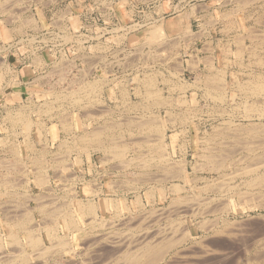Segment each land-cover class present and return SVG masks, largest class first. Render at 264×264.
Returning <instances> with one entry per match:
<instances>
[{"label":"rangeland","instance_id":"1","mask_svg":"<svg viewBox=\"0 0 264 264\" xmlns=\"http://www.w3.org/2000/svg\"><path fill=\"white\" fill-rule=\"evenodd\" d=\"M1 1L2 2H1V7H0V18H1L0 19V30H4V29L10 30V33H8L7 35L10 34L13 36V37L9 36L8 38H6L7 37V36L5 37L6 32L5 33L3 32L4 34L2 33L4 35V37L0 36V78L2 80V81H0V83H1L0 88L1 89L3 88L5 90V88H6V90H10V89L13 90V89H23V88H27V87L31 88V89H38L39 87L46 86V87H62L64 92H68V90H65V88H67L69 90L73 89V87L76 84L75 81H76L77 76L81 75L79 77H86L87 74H90V72H94L95 76H97V75L102 76L103 75L107 78H111V80H114V79L119 80V77H120L124 83L125 82L127 83L126 88L129 91H133L132 94H134L135 87H137V80H136L134 73H136L138 77H140V76L142 77V74H144L142 72H146V70H147V72L148 71L151 72L152 70H156V68H157V70H159L161 72L160 74H158L159 76H161L163 74V76L165 75V76H168L170 78H173L172 75L175 74V76H174L175 80L179 76V79H182L183 81L187 82L188 84L190 83L188 85L189 88L187 87V89H185L186 98L187 99L189 98L187 103L190 105L189 107H191V106H192V108L195 106L197 107V108L195 107L197 110L195 108H193V110L194 111L196 110V112H194L192 110L193 111V113H192V111H190L191 117L193 119L192 120L193 122H195L196 124H198V123L201 124L199 126H193L194 125L193 123L188 124V127H187L188 133H186V137H184L183 133L179 132V134L175 138L171 132V129L169 127L166 129L167 133L169 134V135H167L168 136L167 145L170 148V149H168L167 146H166L167 148L165 147L166 154H168L167 157H168L170 162H174V161L177 162V160L182 161L181 159H183V157H184L185 160L184 159L183 160L184 161L187 160L186 161L187 163L185 162V166H186L185 169L187 171L186 172L187 176L193 175V173H194L192 170L193 166H195V167L201 166L203 160L201 158L200 153L202 154L204 149H205L204 139L206 138V136H208V135L210 136L212 133L215 132V130L214 129L212 130V128H214L215 126H217L219 124L221 127H224L225 124L227 125V122L223 123V121H221V120L227 121L228 119H232L233 122H235V123L237 122L236 125H235V123H233L235 126H237L238 122L239 123H242V122L246 123L247 120H251V121H254L256 124H258V123H259V125L261 124L260 126H264V124L262 125V123L264 122V117H262V116L256 117L255 116V115L258 116V114L255 111L256 108L254 106H251V104H246V102H244L245 104L242 103L243 101H246V100L248 102H252V100H254V98L253 97L250 98V96H248L249 99H248V97H246V99H245V96H246V95H244L245 93H243L242 91L241 92L243 94L240 91L238 92V90H240V89L237 88L236 85L234 84V83L246 82L247 79H249L250 77L253 78V77H255V75L257 76L258 75L257 73H261L264 76V74H263L264 63H262L263 65L261 63H259L260 65L256 66V63H258V62L253 63L255 57L252 59L251 57L253 55H251L249 53L250 49L253 47L252 46V42H254L253 40H259L261 37H264L263 36L264 35V22L262 23V20H264V18H263L264 16H262V15H264V12H263L264 11V0H252V2L249 0L251 3L248 1V4L246 5V7L242 10H239V11L235 10V7L237 6V3H236L237 0H6V1L1 0ZM5 2H6V4H5ZM2 4H3V7L6 10V12L4 9L1 10ZM230 8H231V10H230ZM228 9L230 10L229 11L230 14H228ZM248 9H249V11H248ZM245 12H247V13H245ZM260 12H261V16L259 15ZM225 13H226V15L228 14L229 16L230 15L231 16L228 18V16H226ZM28 16H30L31 18ZM257 16H260L261 18L260 17L257 18ZM24 18H26V19L30 18L31 22H33L35 20H36V22H34V24H31L32 27L30 25H27L29 27H27V26L23 27V30L21 31L22 33L20 32V34L17 31L15 32V30L13 31V28L16 29L17 26L20 25V21L22 19L24 20ZM225 18H227V19H225ZM258 19H260L261 22ZM158 21L161 22V25ZM256 21H258V23ZM153 22H155V23H153ZM226 22L227 23L229 22V23L227 24ZM35 24L37 26H35ZM156 24L157 25L159 24L160 27L162 28V31L164 32L163 33L160 30L164 36L162 38L160 37L159 39H157V41L158 40L160 41V42L158 41L160 45L158 44V42L155 39L154 40L157 42V44L155 41L153 43V42H151L152 40L151 41L149 40V39H151V38H149V35L151 33L150 30H151V28H154V27H152V25L157 26ZM229 24H230V27H229V29H227ZM170 25L172 28L170 27ZM224 28H225V30H224ZM230 28H232V29H230ZM234 29H236V30H234ZM62 30H66V31H62ZM67 30L69 31V35H71L72 38L66 40L64 37V40H63V37H62L63 33L65 35L68 34ZM224 31H226V32H224ZM256 34H257V36H256ZM60 35L62 38L60 37ZM198 35H200V36H198ZM250 35H253L254 38H253V36H250ZM237 36H238V38L239 37L241 38V36H242V38L239 40L242 41L241 43L244 45V46L242 45L243 54L241 56V61L239 60V58L236 54L238 51L237 50L238 42L236 40ZM232 37H233V39H232ZM234 37H236V38H234ZM249 37L253 38V40L251 42H250L251 39ZM257 37H259V38H257ZM29 38L30 39L33 38L32 41H30ZM77 39L79 42L74 41ZM162 39L165 42H162L161 41ZM56 45H57V47H56ZM77 45H80V46L78 47ZM158 45L161 47L159 48ZM226 45H228V46H226ZM175 46H176V48H175ZM205 46H207V47H205ZM235 46H236V48H235ZM263 46L264 45H262L260 47V50L258 49L257 51L261 52V49L262 48L264 49ZM248 47H251V48H248ZM246 48H247V51H245ZM160 49H163V50L160 51ZM235 49H236V52H235ZM140 50H141V52H140ZM150 50H151V52H149ZM216 50H217V55L215 53ZM35 51H37V52H35ZM154 52L156 53V55ZM36 53L39 55H37ZM148 53H151V54L154 53L155 56H152V59H151V56ZM233 53L235 56H233ZM143 54H145V55H143ZM195 54L198 56V58L201 57L200 59H202V61L198 59L200 62L198 63L197 67H194V66L192 67V66H190L192 64H189L188 62L190 59L193 61V55H194V60H197V57H195L196 56ZM247 54L251 55L250 58H248ZM204 55L207 57H205ZM256 55H257V53H256ZM32 56H34L35 58L38 56L40 58H43V62H41L42 64L35 63V61H34L35 59ZM60 56H62V57H60ZM97 56L98 57L101 56V57L98 58ZM135 56H136V58H135ZM210 56H213V57L210 58ZM157 57L158 58L160 57V58L158 59ZM208 58H210L209 61H205V60H208ZM57 59H59L60 63L62 62L61 65L62 64L64 65V72L66 70H68L69 72L66 71L65 72L66 74H63L64 72L62 74H59L58 72L55 73V71H57V67H55V66L59 65V62H57ZM143 59H145V60L147 59L146 62ZM187 59H188V61H187ZM31 60L33 61V63ZM236 60H238V61H236ZM54 61H56V62H54ZM157 61H159V62L157 63ZM210 61H212V64L214 63L213 66H215L217 68L221 67V69H226L225 71L227 72L226 78L224 79V84L226 83L225 84L226 87H224V89L226 90V96H225L224 100L222 101L223 103L217 102L214 99H210L211 97L209 98L208 96L205 98L204 91H203L204 88L201 85V80L198 79V78L201 79L202 77L204 78L205 75H203V74H205V73H206V75L210 74V70L208 67L211 63ZM227 61H229V63ZM248 61L249 62L251 61V64H246V63H249ZM53 62L55 64L56 63L57 64L55 65ZM185 62H187V63L185 64ZM204 62H206V63L210 62V63H208L209 64L208 65ZM224 62L226 63V66H225ZM237 63H239V65L244 63L242 66H240L241 69L239 68V65L236 66ZM34 65L35 66L38 65V66L35 67ZM72 65L73 66L75 65V66L73 67ZM170 65L171 66L174 65L173 66L174 68L169 67ZM177 65L178 66L180 65V66L178 67ZM162 66H163V68H161ZM181 66H182V68H180ZM206 66L208 67V70H205V69H207ZM248 66H250L251 68ZM31 67L33 68L32 70H30ZM177 67H178V69H177ZM191 67H192V69H191ZM245 67H247V68L244 69ZM66 68H68V69H66ZM193 68H194V70H193ZM52 69H54V70H52ZM164 69H167V70H164ZM173 69H175V70H173ZM179 69H180V71L176 72ZM251 69H252V71H251ZM168 70H169V72H168ZM50 71H52L53 73ZM172 71H173V73H172ZM197 71L198 72L200 71V72L197 73ZM201 71H203V72H201ZM205 71H208L209 74H208V72H205ZM246 71H247V73H246ZM83 73H84V75H83ZM201 73H203V74H201ZM198 74H199V77H198ZM234 74H236V76H237L236 79L239 80L238 82H235L236 80L234 79V77H235ZM246 74H248V75H246ZM55 75L58 78H55L54 77ZM61 75H64L65 77L61 76ZM60 76L64 79L65 78L66 79L63 81V79L60 78ZM248 76H249V78H248ZM196 78L200 82L197 83ZM9 79H13V80H9ZM244 79H246V81ZM177 81H178V79H177ZM162 82H160V86H161V88H163V92L164 93L169 92L170 90H167L166 82H163V83ZM192 82H194V83H192ZM69 84H71V86ZM191 84H193V85H191ZM53 85H55V86H53ZM190 85L192 86L191 89H190ZM194 85H196L197 87H195ZM199 86H200V89H199ZM232 87H235L236 89L232 88ZM175 91H174V94H175L174 96H175V106L176 107L175 106L174 107L176 108V112H174V113H180L178 111V108L179 109L182 108L181 107L182 103L179 99L180 98L182 99L183 95L178 93V90H175ZM170 92H169V94H170ZM136 97L138 100L139 97L137 95H136ZM255 99H257V98H255ZM258 99L261 100L262 98L260 99V97H259ZM25 100L26 99H24L22 101L23 105H26L29 102H34V101H25ZM214 101L216 102L215 104H214ZM239 101H241L240 102L241 104L238 103ZM34 103H35V105L36 104L40 105L43 102H39V99H38V101L34 102ZM216 104L218 106H216ZM233 104L234 105L237 104L238 106L237 105L233 106ZM178 105H180V106L178 107ZM244 105L247 106L248 112L244 111ZM228 107H229V109H228ZM215 108H217V109L223 108L225 110L224 111L222 110V113L223 112H225V113L220 114L216 111V113L218 114L217 115L215 113V110H214ZM234 108H235V110H234ZM155 109H159V110L155 111ZM161 109H163L162 106L159 107V106L154 105L155 114L159 115L160 119L163 121V120H166V118L168 117V114H166V112L164 110H161ZM210 110H212V112ZM226 111L229 113L228 115H227ZM210 112H211V114H210ZM234 113H236V114H234ZM237 113H238V115H237ZM67 114H68V116L70 115L69 117L72 116V112L69 109L67 111H64L63 113H61V116L64 115V117H65V116H67ZM208 114H210V115H208ZM128 115L129 114H127V117H128ZM214 115H216L217 117H215ZM249 115H250V117H249ZM211 116H213V117H211ZM230 116H232V117H230ZM245 116H247L248 119H247V117L245 119ZM234 117H235V119H234ZM29 118H31L33 121H36V122H40V121L42 122V120H43L44 124H46L47 126L53 120V119H49L50 117L45 118L44 115L40 116V113L33 112V111L29 113ZM49 120H51V121H49ZM0 121L2 122V124L0 125V128H1L0 129V172L5 173L6 171L3 170L4 167L2 166V164L4 165L6 163H9L10 160L9 161L3 160L2 157L6 156L8 154L6 152V150H7L9 145H13L12 143H15V142L17 143L18 138H19V141H21L22 138H21V134L16 135V134L12 133V129H11L12 123L9 122V120L6 119L5 116L4 117L0 116ZM212 122H213V124H212ZM215 122H217V123H215ZM5 123H6V125H5ZM177 123H178V121L176 122L175 125H177ZM20 126L22 127L23 125H20ZM220 126L215 127V129L220 128ZM6 127H7V129H6ZM2 128H4V129H2ZM10 129H11V131H10ZM18 129H19V131L21 130L20 127ZM34 129H35V127H31V129L29 131H30V134H31L33 140L35 141V144L37 145V147L38 148H41V147L46 148L45 144H47V146L49 147V148L47 147V150L49 152V153H46V155L48 156L47 158H50L51 155L56 156V152L53 153V151H55L54 150L55 145L49 143V141L51 140V136L49 135V136L43 137L44 139L46 138L45 140L43 138L39 139L38 135H36L37 133L35 134L36 131ZM179 129H182V128H179ZM80 130H83V128H80ZM203 130H205V131H203ZM135 134L136 133L134 132V134L132 136L136 137L137 135H135ZM128 135H129V133H128ZM128 135H127V137H128ZM154 135H156V137ZM154 135H151L152 136L151 140H152V138H153V140H157L156 138L158 137L159 134L156 133ZM3 136H5L7 138H4ZM1 137H3L4 139H2ZM127 137L122 138L123 140L121 139V141L127 142V140H128ZM185 138H186V140H185ZM201 139L203 141H201ZM228 140L230 142V139H227V141ZM2 141L4 144H2ZM9 141H11V143ZM181 141H183V142H181ZM186 141H187V143H186ZM8 143H9V145H8ZM42 145H45V146H42ZM180 145L183 146L184 149H183V147L181 148ZM6 146H7V148H5ZM230 146L232 149H235V147H236V146L232 147V145H230ZM134 147L135 146L132 145V147L130 149H128V150H130V152L127 151L128 152L127 157H129V156L130 157H136L135 156L136 152L134 153V150L132 152V149H135ZM239 147L237 146L236 149L233 150V151H235V153L232 152V154H234L233 155L234 159L237 158V160H238L237 156H239V155L241 156L242 153H244L245 156L247 155V151H243L242 147L241 146H239ZM143 150L147 151L146 147ZM197 154L199 155V157L196 156ZM90 155L91 154H89V157H90ZM169 155H170V157H169ZM244 155H242L241 157L239 156L240 159L241 158L243 159V160H241V162H243V163H244V157H245ZM145 156L146 157L148 156L147 153H146V155L143 154V158L147 159ZM198 158H200V159H198ZM197 159H198V161H197ZM17 160H18V162L15 160V162H17L15 165V168H16L15 172L12 171L13 174L10 173L11 175L9 176L10 179L11 180L13 179L15 181V183L17 184V186L14 187V188H16V189H14V190H16V193H14L16 196L14 194H13V196L12 195L9 196V194L7 196L6 193H5V195L4 194L1 195V197H0V203H1L0 204L1 205L0 206V213L2 215L0 214V220H1L2 216H4V214H5L4 212H6L8 209H11L10 207H6V205L10 204V203L8 204V202H11V204H14V203L15 204L18 203L17 205L20 204V207L16 210L17 211L16 213H18V214H19V212L21 213L25 207H27V208L32 207L35 203L32 200L30 201V199L26 200L28 195L24 194L25 193L24 188L26 186H25V184L23 185L24 181L26 180V174H25L26 171H24L23 169L26 167L30 168V169L31 168L34 169L36 167V165H33V166L30 165V163H28V160H27V162L26 161L23 162L22 159L21 160L17 159ZM60 160L58 163L60 165L55 166L57 168L56 170H55V168L53 169V167H51L49 165L50 161L47 160V162H46V166L48 167L46 169L47 170L46 173L48 174L49 179H50L49 187L43 186L42 188L41 187L39 188L38 186L31 183V186H30L31 192L30 191L28 192L29 194L37 195L36 192L39 194V191L41 189L42 196L40 197V199H42V197H43L42 200L45 202V204H47L45 207L46 212H47V209H49V210L51 208L55 209L57 206L68 204L69 203L68 201H70L68 199L69 196L75 195V193L77 192L75 190L76 187H78V194L76 193V195H78L79 198H86V197H92L93 196V195H91V194H93V192H92V190H90L91 184H92V181H90V178H91L90 175H92V172L90 171V169H88V170L84 169L81 167V163L80 164L77 163L80 166L78 167V172H76V171H74V169L71 168V161L70 160H63V161H65V162H63L64 165L66 164L65 167L66 168L68 167L67 169L64 167L63 163H61L62 160L61 161ZM11 161L14 163L13 160H11ZM57 161H58V159H57ZM194 161H196L197 163ZM238 161L237 162L235 161L236 162L235 164H238V165H236V167L238 166L237 168H239V166L241 164H243L240 161L238 163ZM21 162H23V163L26 162V163L22 164V165H24V166H22V165H20ZM137 162H138V160H137ZM152 162L154 163L155 161H153V159H152ZM55 163H56V160H55ZM61 165H63L62 170H61ZM122 167H123L122 169L125 170V178H127V179L132 178L131 174L128 173V169L127 168L124 169L123 165H122ZM236 167H233L232 169L230 168L227 170L228 173L229 172L231 173V176H234V179L232 177L228 178L230 173L227 177L226 176L225 177H219V174L217 172L215 173V172L208 171V170H198V172H197L198 177L201 176V177L209 178V180L213 178L211 181H209V183L211 184L210 185L211 187H208V189L206 190L209 192L205 191V193H203L204 198H205V196H207V198H205V199L203 198V200H205L204 202L210 200L211 199L210 197L213 196L214 198H212V200H214V199H216V201L219 200L215 203L216 206L217 205L219 206V208H221L220 207L221 205L223 206L222 203H224L226 200H227L226 203H230L231 205H235L234 203H240V204L242 203L241 201H238L239 200L238 194L236 195L233 192L229 191V189H228L229 185H230V187L237 185L239 187L240 191L242 189H243L242 192L244 191L243 185H245L244 181L246 179L245 178L246 175H245V177H243L244 175L240 176L241 174L238 175L239 173H237V172L240 170H238V169L235 170L234 168H236ZM156 168H158V169H156ZM231 170H232V172H231ZM147 171L153 173L151 175V177L149 176V178H151V179H153V175L158 176L157 179H153V180H156V182L151 180L149 185H147V186L152 187V186H155L158 184H162V182H163V184H166L168 187V188H166L167 192L165 191L166 194H164V192L162 194L159 190H155L154 197L151 199L145 195V191H146L145 186H140L138 184H134V185L130 186L129 184L126 185V183L124 182V184L126 185L125 187L127 188L126 190H129L128 192L126 191V194H127V197H126L127 202L126 203H127V205H129L127 211H126L127 207H123L124 205H123L122 199H120L117 202L118 203L117 205L119 206V210L121 211V215H119L118 217L114 216V215L112 216V213H110V212L114 211L113 207L108 206L104 213H103V210L100 209L98 217H99L100 221H103V222H100V224H102V223L103 224L102 225L98 224L95 227V229H92V231L90 230V232H89L90 236L87 234V236H85L84 238H82L80 240H76L75 238L72 239L73 250H71V251L75 252V253L72 254V252L70 253V252H68L69 250L68 251L66 250V252H64V251L61 252L62 255L61 254L58 255L59 253H53L50 255L48 254V256H46V257L45 256H43L42 258L38 257V259L33 255L32 257L34 258V260H33V258H32V260H33L34 264L35 263L36 264H82V263L83 264L84 263H86V264H91V263L92 264H101V262H104V264H106L109 261L110 262L108 264H115L116 261H114V260H117V262H119L118 264H121V263H123V261H121V259H120V261H118V259H119V256L121 255L122 251L124 250L122 247V243L120 244L121 247H119L120 245L115 247L111 244L112 241L120 240V242H122L124 240V238H126L127 236H130L132 234V233L127 234L128 231L133 232L136 235L139 233L138 235L140 236V234L142 233L141 231H143V230H144V232H146L149 229L150 232L148 234H150L151 232L154 233L155 232L154 230H156L155 227L156 226L159 227V225H157V224L162 223V224H160V226H162V225L165 227H166V225L168 226V224H169L168 220L169 219L166 217L168 215L167 212L170 213L169 212L170 206L168 205V203L170 202V199L172 196V195H169V193H170L169 192V185L172 182H174V183L179 182L180 184H185V183L180 181V179H174L173 178L174 181H172L173 179H169V177H168V179L167 178H160L163 176V174H161V172H162L161 170L159 171V167H155V168L150 167L149 169H147ZM155 172H158V173H155ZM66 174H67V176H66ZM93 174H96V177H98V179H100L102 181L100 184H103V183L108 184V182H110V179H112V181L114 179V178H111L113 174L110 175L111 177L110 176L108 177V175H106L105 171H103V167H101L99 165H97V171H95V173H93ZM127 174H129V175H127ZM159 174H161V176ZM60 175H61V177H60ZM74 175H76L77 177ZM216 175H218L219 179L222 178L221 179L222 183L219 181V179L216 178L217 177ZM239 176H240V178H239ZM2 177H5V176L2 175ZM71 177H73V179ZM15 178H16V180H15ZM77 178H79V179H77ZM154 178H156V177H154ZM158 178H160L161 180H159ZM0 179H1V175H0ZM163 179H165L166 181ZM200 179L201 178H199V180ZM229 179H233V180H230L231 181L230 182ZM77 180H79V181H77ZM223 180L226 181L225 185L223 184L224 183ZM242 180H244V181H242ZM202 181L204 182L203 179L200 181H198V179H197L196 180L197 187L196 188L194 187L191 189H190L191 184L187 183L186 184L187 186L185 185L187 189H185L186 191H185V193H182V195L186 194V195H189V197H191L195 194V192H199L198 188L203 186L205 183V182L203 183ZM76 182H78V185H76ZM85 182H86V184H85ZM114 182H111V185H115L116 180ZM151 184H153V185H151ZM109 186H110V184H109ZM138 186H140V187L138 188ZM129 187H131V189ZM219 187H221L223 189H221V188L219 189ZM226 187H227V190H226ZM133 188L138 189L139 192L135 189L134 190L138 194L141 195L142 203L144 205V206L142 205L143 207L139 206L136 199L133 198V195L135 197V194H136L135 191L134 192L132 191ZM213 188H214V190H213ZM44 189H46V190H44ZM86 189H87V191H90V192L86 193L85 192ZM224 189L226 191H224ZM11 190L13 191V189H11ZM18 191H19L20 195H19ZM20 191L22 192V195H21ZM23 191H24V193H23ZM48 191H49V193H48ZM73 192H75V193H73ZM252 192L253 191H251L249 193L246 192V193H248L249 196H255L256 193L253 192L254 193L253 194ZM246 193H243V195ZM48 194L49 195L51 194V195L49 196ZM190 194H193V195L190 196ZM219 194H220V196L223 197V199L225 197V201H223V199L219 197ZM227 194H229V195H227ZM110 195L113 196L112 192L108 191L104 195L100 196V198L103 199L104 197H110ZM232 195H233V198H232ZM5 196H7L8 198ZM256 196H258V195H256ZM9 197H11V198H9ZM14 197L15 198L19 197V198L13 199ZM4 199H6V200H4ZM7 199H9V200H7ZM11 199H13V200L11 201ZM110 199H114V198H110ZM220 199H222V200H220ZM152 200H153V203H152ZM39 201H41V200H39ZM43 201H41V202L43 203ZM209 202H210L209 203L210 205L215 206V204H214L215 200L214 201L210 200ZM211 202H213V203L211 204ZM220 202H222V203L220 204ZM251 202L256 203L255 200H251L248 203H251ZM24 205H25V207H24ZM2 207H3V210H2ZM162 207H163V209H162ZM240 207L242 209L240 210L241 212L239 211L240 214H238L239 218L237 219V223L233 224L234 227L231 226L232 225L231 224L227 229V230H229V229L233 228L235 232L233 230H229V231H231V233L232 234L234 233V234L233 235L230 234V237L228 236V234L227 235L226 234H220V236L215 235V237L214 236L213 237L208 236L209 238L207 237L206 239L203 240V242H205L204 244L206 245L207 249H210V252L211 251H213V252L209 253L210 255L208 254V255H205L203 257H201V256H197V258L194 257L193 260L191 261L192 264H196V263L197 264H199V263L200 264H206V263L207 264H211V263L212 264H222V263L223 264H239V263L247 264V259H248L247 257L249 256V253L247 251V246H249L250 240L254 236V233H256L255 232L256 229L260 226L261 223H264L263 222L264 220H260L256 217L258 216L257 214L264 213V210L260 211V210H258V208H253L255 210L250 211L249 208L243 209L242 206H240ZM160 208H161V210H160ZM150 209H154V210H150ZM151 211H153V212H151ZM157 211H159L160 213H157ZM163 211H165V212L167 211V212L165 213ZM243 211H245V212H243ZM139 212H142V213L140 214ZM149 213H152V214H149ZM155 213H157L156 214L157 216L155 215ZM147 214H149L150 216ZM145 216H146L147 220H145V218H144ZM160 216H162V217H160ZM249 216H250L249 219H251V220L248 219ZM252 216H254V217H252ZM141 217L145 221L144 225H146L147 222L150 223V224L147 223V225H148V226L146 225L147 227L143 225L144 222H141L142 225L139 224L140 223L139 220L141 219ZM157 217H159V219L160 218L161 219L159 220ZM148 218L150 220H152L153 222L150 221ZM164 218H166V219H164ZM244 218H246V219H244ZM143 219L140 221H143ZM44 220L48 221L49 218H47V216L45 214L44 215L38 214L35 211V212H33V221L34 222L31 221V226H33L34 224L37 225V223L42 225ZM130 220L132 222L133 221H135V222L132 223V222H130ZM122 221L123 222L127 221L124 224L125 225L128 224L127 226H129V227L127 228V226H125ZM32 222H33V225H32ZM128 222L132 223L131 227L134 230H131L130 223H128ZM214 222L212 221L210 223H214ZM245 222H247V223H245ZM111 224H113V225H111ZM138 224L140 225V227L142 226L143 228H139ZM258 224H259V226H258ZM36 225H34V227ZM117 225H119V226H117ZM37 226L35 228H37ZM100 226H102V227H100ZM137 227L140 230L135 231L137 229ZM145 228L147 229L146 231H145ZM253 228L254 229L256 228V229L254 230ZM240 229H241V231H240ZM120 230L121 231L125 230L124 232H126V233L123 232L124 233L123 234ZM41 231H42V234L44 237V239L42 238L44 243L46 245H49L50 242H52V241L48 242L49 240H47L45 238L44 230L41 229ZM60 232L62 235L63 232L62 231H60ZM144 232L141 235H143ZM236 232H237V236L235 237ZM243 232H244V234H243ZM252 232H253V234H252ZM198 233L201 234V231L199 230ZM135 234H134V236L133 235L132 236L133 237H139L138 235L136 236ZM120 235H122L123 238H121L122 236H120ZM117 236H118V238L120 237L121 239L120 238L118 239ZM239 236H241V237H239ZM108 240H112V241L110 242ZM244 241H245V243L243 245ZM88 243H90V244H88ZM107 244H109V245H107ZM110 244L112 245L111 248L112 247H113V249L115 248L114 250L109 247ZM80 245H82L84 247H82ZM193 246H192V249L194 248L193 249L194 251H200L201 250V252H202L203 249L201 246H199L198 243L194 244ZM107 247H109V248H107ZM245 247H246V249H245ZM116 248H117V250H116ZM106 249H108V250H106ZM242 249H244V252L242 251ZM240 250L242 251L241 253L239 252ZM107 251H108V254H107ZM115 251L116 252L118 251L117 253L118 254L120 253V254L118 255L117 253H115ZM222 251H224L225 253ZM30 252H33V251L30 249ZM100 252L102 255L100 254ZM56 254L59 257L56 256ZM96 254H98V255H96ZM112 254L115 256L114 257L115 259L113 258ZM115 254H117V255H115ZM239 254H241V255H239ZM110 255H111V257H110ZM116 256H118V257H116ZM239 256H241V257L239 258ZM109 257H110V259H109ZM112 258H113V260H112ZM116 258H118V259H116ZM102 259H103V261H102ZM107 259H108V261H106ZM242 259H244V260L246 259L245 260L246 262ZM97 260H98V262H97ZM240 261H242L243 263ZM123 264H125V263H123Z\"/></svg>","mask_w":264,"mask_h":264},{"label":"bare ground","instance_id":"2","mask_svg":"<svg viewBox=\"0 0 264 264\" xmlns=\"http://www.w3.org/2000/svg\"><path fill=\"white\" fill-rule=\"evenodd\" d=\"M6 1V0H4ZM248 1L249 0H237V6L235 7V10L239 11V10H242L246 7V5L248 4ZM252 2V0H250ZM249 1V2H250ZM1 0H0V7H1ZM104 2V1H103ZM250 2V3H251ZM12 3V2H11ZM6 4V2H5ZM110 4V3H109ZM225 4V3H224ZM202 6V5H201ZM256 6V5H255ZM204 8V7H203ZM234 8V7H233ZM4 7H3V4H2V8L1 10H3ZM12 9V8H11ZM5 10V9H4ZM19 10V9H18ZM22 10V9H21ZM231 10V8H230ZM228 9V14L229 11ZM249 11V9H248ZM6 12V10H5ZM4 12V13H5ZM23 12V11H22ZM64 12V11H63ZM264 12V11H263ZM232 13V12H231ZM247 13V12H245ZM21 14V13H20ZM225 15L228 16V18L231 16L229 15ZM259 14V13H258ZM261 16V12L259 14ZM260 16H257V18H259ZM264 16V15H262ZM8 17V16H7ZM30 17V16H28ZM224 17V16H223ZM248 17V16H247ZM246 17V18H247ZM19 18V17H18ZM31 18V17H30ZM28 18H24V20L22 19L20 21V25L17 26L16 29L13 28V31L15 30V32H20L23 30V27H26L27 25H30L32 27L31 24H34L35 21L31 22V19ZM249 18V17H248ZM247 18V19H248ZM256 18V17H255ZM261 18V17H260ZM264 18V17H263ZM1 19V18H0ZM11 19V18H10ZM14 19V18H13ZM12 19V20H13ZM227 19V18H225ZM17 20V19H16ZM260 21V19H258ZM227 21V20H226ZM159 22V21H158ZM258 23V21H256ZM261 22V21H260ZM264 22V20H262V23ZM62 23V22H61ZM155 23V22H153ZM160 25H161V22H159ZM227 23V22H226ZM229 23V22H228ZM227 23V24H228ZM12 25V24H11ZM157 25V24H156ZM160 25L158 24L157 26L155 25H152V27L154 28H151V33L149 35V39L151 42L154 43V41L157 39H159L160 37L162 38L164 35H163V31H162V28L160 27ZM190 25V24H189ZM225 25V24H224ZM7 26V25H6ZM5 26V27H6ZM35 26H37L35 24ZM233 26V25H232ZM29 27V26H27ZM163 27V26H162ZM230 27V24L228 25V28L229 29ZM26 29V28H25ZM36 29V28H35ZM65 29V28H64ZM205 29V28H204ZM203 29V30H204ZM232 29V28H230ZM163 32H161V31ZM225 30V28H224ZM236 30V29H234ZM251 30V29H250ZM36 31V30H35ZM62 31H66V30H62ZM68 31V30H67ZM249 31V30H248ZM6 32V35L5 37L8 38L9 36H12V35H7L8 33H10V30H7V29H4V30H0V36H3L4 37V33ZM148 32V31H147ZM161 32V33H160ZM226 32V31H224ZM251 32V31H250ZM3 33V34H2ZM22 33V32H21ZM66 33V32H65ZM202 33V32H201ZM71 34V33H70ZM263 34V33H262ZM26 35V34H25ZM185 35V34H184ZM56 36V35H55ZM197 36V35H196ZM200 36V35H198ZM250 36H253V35H250ZM257 36V34H256ZM259 36V35H258ZM264 36V35H263ZM13 37V36H12ZM61 37V35H60ZM63 40H64V37L66 40L68 39H71V35H69V31H68V34H64L63 33ZM61 37V38H62ZM183 37V36H182ZM189 37V36H188ZM261 37V36H260ZM236 38V37H234ZM242 38V36H241ZM240 37L238 38L237 36V42H238V48H237V56L239 58V60L241 61V56L243 54V48H242V41H240L239 39H241ZM250 38V37H249ZM254 38V36H253ZM253 38H250V42L253 40ZM259 38V37H257ZM256 38V39H257ZM28 39V38H27ZM33 38H29L30 41H32ZM79 39V38H78ZM77 40H74L75 42L78 41ZM155 39V40H154ZM165 39V38H164ZM233 39V37H232ZM65 40V41H66ZM243 40V39H242ZM155 41V42H156ZM159 41V40H158ZM157 41V42H158ZM162 42H165L163 41V39L161 40ZM254 42H252V48L251 47H248V48H251L250 49V54L253 55L251 58L254 59L253 63L254 62H258L256 63V66L257 65H260L259 63H264V49L262 50L261 49V52L257 51L258 49L260 50V47L262 45H264V37H261L259 40H253ZM16 42V41H15ZM79 42V41H78ZM156 42V44H157ZM160 42V41H159ZM158 42V44H159ZM168 42V41H167ZM187 42V41H186ZM29 44V43H28ZM168 44V43H167ZM172 44V43H171ZM226 44V43H225ZM228 44V43H227ZM235 44V43H234ZM32 45V44H31ZM160 45V44H159ZM158 45V46H159ZM174 45V44H173ZM30 46V45H29ZM155 46V45H154ZM228 46V45H226ZM244 46V45H243ZM251 46V45H250ZM38 47V46H37ZM161 46H159L160 48ZM207 47V46H205ZM225 47V46H224ZM264 47V46H263ZM97 48V47H96ZM158 48V47H157ZM163 48V47H162ZM176 48V46H175ZM228 48V47H227ZM236 48V46H235ZM103 49V48H102ZM155 49V48H154ZM99 50V49H98ZM142 50V49H141ZM140 50V52H141ZM148 50V49H147ZM156 50V49H155ZM163 50V49H160V51ZM170 51V50H169ZM175 51V50H174ZM247 51V48L246 50ZM37 52V51H35ZM147 52V51H146ZM151 52V50L149 51ZM156 52V51H155ZM154 52V53H155ZM233 52V51H232ZM235 52H236V49H235ZM151 54V53H148L150 54L151 56V59H152V56H155V55ZM257 53V55H256ZM33 54V53H32ZM37 54V53H36ZM35 54V55H36ZM141 54V53H140ZM159 54V53H158ZM232 54V53H231ZM39 55V54H37ZM145 55V54H143ZM168 55V54H167ZM196 55V54H195ZM248 55V54H247ZM246 55V56H247ZM251 55H248V58H250ZM102 56V55H101ZM100 56V57H101ZM165 56V55H164ZM192 56V55H191ZM205 56V55H204ZM233 56L234 53H233ZM34 57V56H32ZM62 57V56H60ZM85 57V56H84ZM98 57V56H97ZM98 57V58H100ZM146 57V56H145ZM195 57H197V60H194V55H193V61L189 60V64H192L190 66H194V67H197L198 63L200 62L199 60L202 61V59L198 58V56L196 55ZM207 57V56H205ZM209 57V56H208ZM213 56H210V58H212ZM104 58V57H103ZM136 58V56H135ZM144 58V57H143ZM158 58V57H157ZM156 58V59H157ZM160 58V57H159ZM158 58V59H159ZM163 58V57H162ZM190 58V57H189ZM204 58V57H203ZM208 60H205V61H209ZM34 61L35 63L37 64H42L41 62H43V58H40L39 56L38 57H34ZM60 59V58H59ZM59 59H57V62H59ZM85 59V58H84ZM148 59V58H147ZM146 59V60H147ZM150 59V58H149ZM164 59V58H163ZM199 59V60H198ZM61 60V59H60ZM73 60V59H72ZM83 60V59H82ZM145 60V59H143ZM145 60V62H146ZM181 60V59H180ZM228 60V59H227ZM32 61V60H31ZM127 61V60H126ZM142 61V60H141ZM170 61V60H169ZM179 61V60H178ZM188 61V59H187ZM204 61V60H203ZM213 61V60H212ZM212 61L208 62L210 63V65L206 62V64H208L207 66L209 67V70H210V74L208 71H205V72H208L209 75H205L204 78L202 77L201 79L198 78L199 80H201V85L202 87L204 88V95H205V98L208 96L210 99H214L216 100L217 102H222L226 96V90L224 89L225 84H224V79L226 78V69H221L220 68H217L215 66H213L212 64ZM238 61V60H236ZM56 62V61H54ZM53 62V63H54ZM96 62V61H95ZM140 62V61H139ZM144 62V63H145ZM159 61H157L158 63ZM168 62V61H167ZM180 62V61H179ZM178 62V63H179ZM229 63V61H227ZM249 62V61H248ZM33 63V61H32ZM62 63V62H61ZM59 62V65L55 66L57 67V71H55V73H59V74H62L64 72V65ZM161 63V62H160ZM177 63V64H178ZM181 63V62H180ZM179 63V64H180ZM187 62H185L186 64ZM202 63V62H201ZM225 63V62H224ZM2 64V63H1ZM55 64V63H54ZM53 64V65H54ZM57 64V63H56ZM55 64V65H56ZM70 64V63H69ZM74 64V63H73ZM132 64V63H131ZM244 64V63H243ZM243 64L239 65V63H237L236 66L239 65V68L241 69L240 66H242ZM246 64H251V61L249 63H246ZM147 65V64H146ZM228 65V64H227ZM234 65V64H233ZM263 65V64H262ZM35 66V65H34ZM38 66V65H37ZM35 66V67H37ZM73 66V65H72ZM75 66V65H74ZM73 66V67H74ZM132 66V65H131ZM149 66V65H148ZM159 66V65H158ZM164 66V65H163ZM163 66L161 68H163ZM174 66V65H173ZM173 66H169V67H173ZM178 66V65H177ZM180 66V65H179ZM178 66V67H179ZM206 66V67H207ZM225 66H226V63H225ZM245 66V65H244ZM243 66V67H244ZM264 66V65H263ZM33 67V66H32ZM34 67V68H35ZM67 67V66H66ZM69 67V66H68ZM142 67V66H141ZM144 67V66H143ZM177 67V69H178ZM189 67V66H188ZM191 67V69H192ZM204 67V66H203ZM205 67V68H206ZM208 67L207 69L205 70H208ZM250 67V66H248ZM7 68V67H6ZM134 68V67H133ZM174 68V67H173ZM176 68V67H175ZM182 68V66L180 67ZM186 68V67H185ZM226 68V67H225ZM247 67H245L244 69H246ZM251 68V67H250ZM249 68V69H250ZM261 68V67H260ZM27 69V68H26ZM33 69V68H32ZM55 69V68H54ZM52 69V70H54ZM68 69V68H66ZM143 69V68H142ZM151 69V68H150ZM159 69V68H158ZM200 69V68H199ZM248 69V70H249ZM253 69V68H252ZM251 69V71H252ZM262 69V68H261ZM6 70V69H5ZM4 70V71H5ZM11 70V69H10ZM137 70V69H136ZM145 70V69H144ZM143 70V71H144ZM164 70H167V69H164ZM175 70V69H173ZM182 70V69H181ZM194 70V68H193ZM7 71V70H6ZM68 71V70H66ZM65 71V72H66ZM138 71V70H137ZM163 71V70H162ZM180 71L177 70L176 72ZM242 71V70H241ZM264 71V70H263ZM9 72V71H8ZM52 72V71H50ZM63 73V74H66V73ZM69 72V71H68ZM136 72V71H135ZM169 72V70H168ZM182 72V71H181ZM200 72V71H199ZM197 71V73H199ZM203 72V71H201ZM236 72V71H235ZM254 72V71H253ZM258 72V71H257ZM262 72V71H261ZM4 73V72H3ZM53 73V72H52ZM144 74H142V77H138L136 73H134L135 77H136V80H137V87H135V94L139 97L137 101H133V99L129 96V90L125 89V90H122L121 88V93H122V97L121 98V101L122 103L125 104V107H126V114H129V113H136L138 116H134V115H128V117L126 116L123 120V123H122V128L124 130H126V137H127V142H122L120 140L117 141V139L120 137L116 136V138L114 136H112L109 132H103L102 130L100 131H96L93 130L92 132L89 131V132H84L82 135L77 134V133H74L73 131V128L72 127V123H71V117L68 116H61V113H63L65 111V109L63 108L62 106V103H65V104H68L70 103L71 105L75 102V104L78 102H82L80 100H82L87 92H90V93H93L95 94V90L96 91H99L98 89H101L102 86H103V82L105 84H107L106 80H104L103 78H100V79H94L92 80H88L86 78L84 79H81V80H78V81H75L76 83V86L78 88H73V89H67L65 88V90H68V92H64V93H61V94H58V93H55L54 92L52 93L53 95H50L52 96V99L50 100H46L44 101L43 103H41L40 105L36 104L34 102H29V104H26V105H21L19 106L18 108H16L15 110H10L7 108V114L5 115V118L9 120V122L12 123V133L13 134H21V137L23 138L24 140V148L25 150L27 151L26 153V157L23 156V154H21V146H20V143H12L13 145H9L8 143V148L7 146L5 148H7L6 152L9 151L11 154H13L16 158L15 160L18 162L17 159H22L23 162L28 160V163H30V165H36V167L34 169H30V168H24L23 170L26 171L25 174H26V180L24 181L23 185L25 184V188H24V191L23 193L27 196L26 200H29L30 201L32 200L34 203V205L32 207H25L24 205V210L19 214L16 213L17 209L20 207V204L17 205V204H11V202H8L9 205H6V207H10L11 209H8L6 212H4V216H2L1 220H0V264H34L33 260L34 258L32 257L33 255L38 259V257H43V256H48V254H53V253H59L58 255L61 254L62 251L66 252V250L68 252H72L71 250H73V244H72V239H76V240H80L82 238H84L85 236H87V234L89 235V232L90 230L92 231V229H95V227L100 224V222H103V221H100L99 219V210L102 209L103 210V213L105 212V210L107 209V207H113L114 208V211L113 212H110L112 213V216H119L121 215V211L119 210V206L117 205L118 201L120 199H122V202H123V207H127L126 208V211L128 210V207L129 205H127V198L124 197V198H120L118 200V198H114V199H110L108 197H104L103 199L98 197V199L96 200L95 197H94V194H91L93 195L92 197H86V198H79L78 195H76L75 192V195H72V196H69V200L68 201L69 203L66 204V205H60V206H57L55 209L51 208L50 210L47 209V212L45 211L46 210V205L45 202L40 199V197L42 196V192H41V189L39 191V194L36 192L37 195H34V194H29L28 192L31 190L29 189L30 187V183H33L34 185L38 186L39 188L43 187V186H48L49 187V183H50V179H49V176L48 174L46 173V169L48 168L46 166V162L47 160L44 158L45 156V152H46V148L48 147L47 144L46 145V148H38L35 146V141L33 140L31 134H30V129L31 127H35V134L38 135V138L41 139L43 137H46L48 134V127L46 124H44L43 120L42 122H36V121H33L31 118H29V113L30 112H42V116L44 115L45 118H49V119H55L58 120V124H60L62 126V131L63 133H65V136L66 135H69L68 138L65 137V140H62V143L60 142L59 145H57L59 148H66V151H69L71 150L72 148V145H74V143L76 141H80V142H84L85 145L83 147H81V151H79V153H81L82 151H85L87 154H88V157H89V151L90 149H92V147L94 148L93 150H103V152H110L109 154H113V158L115 159L118 158L120 159L119 161H117L116 159V163L118 164H122L124 166V169L127 168L128 169V173L131 174L132 178L130 179H127L125 178V170H123L121 168V165H119V167L123 170L121 173V175L123 176V182L126 183V185H134V184H138L140 186H145V195L149 198H153L154 197V192L155 190H159L162 194L165 191H166V188L167 185L166 184H158V185H155V186H152V187H149L147 185H149L150 181L153 180V179H157L158 176H154L153 175V179L149 178V176L151 177V175L153 174L152 172H149L147 171V169H149L150 167L151 168H155V167H159V171L161 170V174H163L162 177L161 174H159L160 178H167L169 177V179H180V181H182L183 183L185 184H180L179 182L177 183H170L169 185V195H172L171 196V199H170V202L168 203V205L170 206V213H168L167 211V217L169 220V224L168 226L166 225L165 226H160V224H157L159 225V227H155L156 230H154L155 232L154 233H150L148 234L150 231L149 229L147 230L145 228V231H141L142 233L144 232L143 235L140 234L139 237H133L135 233L133 232H129L127 234H131L130 236H127L126 238H124V240L122 242H120V240H108V241H112V245L117 247L119 246L121 243H122V247H123V251L121 253V255L119 256V259L118 261H123V263L125 264H192V260L194 257L197 258V256H205V255H208L209 253L213 252L211 251L210 252V249H207L206 245L204 244L205 242H203L204 239H206L208 236H220V234H228V236L230 237V234L231 231L229 230H233L234 229H228V227L231 225L234 227V223L236 224L237 223V219L239 218L238 214L239 211L242 209L240 206L243 207V209L245 208H249V210H255L253 208H258V210L262 211L264 210V126H260L259 123L256 124L254 121H251V120H247L246 123H239L236 125L235 122L232 121V119H228L227 121H224V120H221L224 122H227V125L225 124L224 127H221L220 124L217 125L218 127L220 126V128L218 129H215V126L214 128H212V130L214 129L215 132L212 133L210 136H206V138L204 139V144H205V149L203 151V153L201 155V158L203 160L201 166H198V167H195L193 166V175H189L187 176V171L185 169V162L187 161H184V157L183 159H181L182 161H178L177 162H170L169 159H168V154H166V151H165V147L167 145V131L166 129L169 127L171 129V132L172 134L174 135V137L176 138V136L179 134V132L183 133L184 134V137H186V133H188V124H191L193 123L194 125L193 126H199L201 125L200 123L196 124L195 122H193L192 120V117H191V112L193 110V107H189L190 105L187 103L188 99L186 98V94H185V89H187V87L189 88V84L185 81H183L182 79H179V76H178V81L177 79L175 80V74L172 75L173 78H170L168 76H163V74L161 76H159L158 74H160L161 72L159 70H152L151 72H142ZM171 73V72H170ZM173 73V71H172ZM196 73V72H195ZM196 73V74H197ZM247 73V71H246ZM169 74V73H168ZM179 74V73H178ZM250 74V73H249ZM256 74V73H255ZM254 74V75H255ZM258 75L253 78H248L247 81L246 79H244L246 82H243V83H234L236 85L237 88H239L240 90H238V92L242 91L243 93H245L244 95L245 96V99L246 97L250 96L254 98V100H252V102H248L247 100L246 101H243L242 103L246 102V104H251V106H254L256 109V113L258 114L255 115L256 117H264V76L261 74V73H257ZM264 74V72H263ZM16 75V74H15ZM41 75V74H40ZM46 75V74H45ZM84 75V73H83ZM248 75V74H246ZM245 75V76H246ZM251 75V74H250ZM61 76H64V75H61ZM60 76V78H62ZM81 76V75H79ZM234 79L236 80L235 82H238L239 80L236 79L237 76L236 74H234ZM51 77V76H50ZM65 77V76H64ZM196 77V76H195ZM194 77V78H195ZM198 77H199V74H198ZM247 77V76H246ZM58 78V77H57ZM74 78V77H73ZM134 78V77H133ZM63 81L66 79L62 78ZM197 79V78H196ZM195 79V80H196ZM198 79L196 80L197 83L200 82L198 81ZM9 80H13V79H9ZM8 80V81H9ZM42 80V79H41ZM55 80V79H54ZM194 80V79H193ZM0 81L1 78H0ZM6 81V80H5ZM61 81V80H60ZM71 81V80H70ZM69 81V82H70ZM166 82V87H167V90H170V94L169 95H165V93L163 92V88H161L160 86V82ZM187 81V80H186ZM192 81V80H191ZM195 81V82H196ZM7 82V81H6ZM32 82V81H31ZM162 82V83H163ZM242 82V81H241ZM28 83V82H27ZM122 83V82H121ZM194 83V82H192ZM233 83V82H232ZM73 84V83H72ZM1 85V83H0ZM8 85V84H7ZM26 85V84H25ZM71 86V84H69ZM68 85V86H69ZM193 85V84H191ZM190 85V89H191V86ZM197 85V84H196ZM196 85H194L195 87H197ZM3 86V85H2ZM9 86V85H8ZM52 86V85H51ZM55 86V85H53ZM75 86V87H76ZM230 86V85H229ZM233 86V85H232ZM4 87V86H3ZM46 87V86H45ZM64 87V86H63ZM51 88H54V87H51ZM50 88V89H51ZM69 88V87H68ZM119 88V87H118ZM194 88V87H193ZM230 88V87H229ZM232 88H235V87H232ZM1 89V88H0ZM3 89V88H2ZM63 89V88H62ZM103 89V88H102ZM124 89V88H123ZM199 89H200V86H199ZM236 89V88H235ZM49 90V89H48ZM175 90H178V93L182 94V99L180 98L179 100L181 101V107L182 108H178V111L180 113H174L176 112V106H175V94H174V91ZM102 91V90H101ZM133 92V91H132ZM167 92V93H169ZM176 92V91H175ZM202 92V91H201ZM241 92V93H242ZM81 93V94H79ZM177 93V92H176ZM242 93V94H243ZM49 94V93H48ZM84 94V95H82ZM92 94V95H93ZM203 94V93H202ZM88 95V94H87ZM29 97V95H28ZM136 97V96H135ZM260 97L261 100H259L258 98ZM86 98V97H85ZM92 98V97H91ZM257 98V99H255ZM94 99V98H93ZM96 99V97H95ZM99 99V98H97ZM242 99V98H241ZM249 99V97H248ZM87 100V98H86ZM84 100V101H86ZM90 100V99H89ZM117 100V99H115ZM30 101V100H29ZM91 101V100H90ZM119 101V100H118ZM212 101V100H211ZM242 101V100H241ZM241 101H239L238 103H240ZM102 102V101H101ZM225 102V101H224ZM77 103V104H78ZM85 103V102H83ZM212 103V102H211ZM216 102L214 101V104ZM223 103V102H222ZM226 103V102H225ZM235 103V102H234ZM237 103V104H238ZM69 104V105H70ZM74 104V105H75ZM80 104V103H79ZM95 104V103H94ZM227 104V103H226ZM235 104V105H237ZM241 104V103H240ZM245 104V103H244ZM8 105V104H7ZM64 105V104H63ZM70 105V106H71ZM83 105V104H82ZM85 105V104H84ZM93 105V104H91ZM99 105V104H98ZM154 105L156 106H162L163 109H165L164 111L166 112V114H168V117L166 118V120H161L159 115H156L155 114V111L159 110V109H155L154 111ZM196 105V104H195ZM233 104V106H235ZM57 106V108H56ZM88 106V105H87ZM97 106V105H96ZM175 106V107H174ZM180 105H178L179 107ZM206 106V105H205ZM212 106V105H211ZM210 106V107H211ZM216 106H218L216 104ZM215 106V107H216ZM220 106V105H219ZM230 106V105H229ZM238 106V105H237ZM236 106V107H237ZM66 107V106H65ZM73 107V106H72ZM80 107V106H79ZM83 107H86V106H83ZM123 107V106H122ZM241 107V106H240ZM56 108V109H55ZM78 108V106H77ZM94 108V107H93ZM197 108V107H196ZM195 108V109H196ZM212 108V107H211ZM214 108V107H213ZM105 109V108H104ZM207 109V108H206ZM229 109V107H228ZM241 109V108H240ZM68 110V109H66ZM99 110V109H98ZM112 110V109H111ZM197 110V109H196ZM196 110L194 112H196ZM215 113L216 111L218 113H222V110L224 111L225 109H217L215 108ZM235 110V108H234ZM106 111V109H105ZM110 111V110H108ZM192 111V113H193ZM212 112V110H210ZM230 111V110H229ZM243 111V110H242ZM241 111V112H242ZM244 111L245 112H248V108L246 105H244ZM87 112V111H86ZM99 112V111H98ZM209 112V111H208ZM210 112V114H211ZM231 112V111H230ZM6 113V112H4ZM94 113V112H93ZM104 113V112H103ZM101 113V114H103ZM214 113V112H213ZM212 113V114H213ZM225 113V112H223ZM222 113V114H223ZM227 115L229 114L227 111H226ZM240 113V112H239ZM253 113V112H252ZM83 114V113H82ZM87 114V113H86ZM89 114V113H88ZM92 114V113H91ZM90 114V115H91ZM100 114V115H101ZM122 114V113H121ZM158 114V113H157ZM202 114V113H201ZM208 114V115H210ZM217 114V113H216ZM232 114V113H231ZM236 114V113H234ZM233 114V115H234ZM242 114V113H241ZM218 115V114H217ZM238 115V113H237ZM88 116V115H87ZM134 116V117H132ZM167 116V115H166ZM215 117H217L216 115H214ZM248 116V115H247ZM245 116V119L246 117ZM111 117V116H110ZM199 117V116H198ZM213 117V116H211ZM221 117V116H220ZM224 117V116H223ZM232 117V116H230ZM243 117V116H242ZM250 117V115H249ZM252 117V116H251ZM40 118V117H39ZM191 118V119H190ZM210 118V117H209ZM253 118V117H252ZM114 119V118H112ZM206 119V118H205ZM223 119V118H222ZM227 119V118H226ZM235 119V117H234ZM248 119V117H247ZM259 119V118H258ZM41 120V119H40ZM55 120V121H56ZM216 120V119H215ZM39 121V120H38ZM45 121V120H44ZM51 121V120H49ZM178 121L177 125L176 122ZM198 121V120H197ZM217 121V120H216ZM220 121V122H221ZM242 121V120H241ZM246 121V120H245ZM1 122V121H0ZM54 122V121H53ZM106 122V121H105ZM110 122V121H109ZM117 122V121H116ZM218 122V121H217ZM215 122V123H217ZM46 123V122H45ZM205 123V122H204ZM214 123V124H215ZM235 123V125L233 124ZM261 123V122H260ZM2 124V122L0 123V125ZM114 124V123H113ZM121 124V123H120ZM213 124V122H212ZM222 124V123H221ZM264 124V122L262 123V125ZM6 125V123H5ZM20 125H23L22 127ZM97 125V124H96ZM110 125V123H109ZM108 125V126H109ZM118 125V124H117ZM224 125V124H223ZM82 126H85V125H82ZM107 126V125H106ZM21 128V130L19 131L18 128ZM94 127V126H93ZM96 127V126H95ZM101 127V126H100ZM104 127V126H103ZM102 127V128H103ZM182 128V129H179V128ZM54 128H55V124H54ZM112 128V126L110 127ZM120 128V127H119ZM1 129V128H0ZM4 129V128H2ZM7 129V127H6ZM10 129V131H11ZM53 129V128H52ZM93 129V128H92ZM98 129V128H97ZM104 129V128H103ZM109 129V128H108ZM51 130V129H50ZM56 130V129H55ZM114 130V129H113ZM9 131V130H8ZM108 131H111V130H108ZM134 131L137 135L136 137H132V135L134 134ZM170 131V130H169ZM205 131V130H203ZM73 132V133H72ZM119 132V131H118ZM121 132V131H120ZM154 132V133H153ZM209 132V131H208ZM212 132V131H211ZM9 133V132H8ZM11 133V132H10ZM104 133V134H103ZM122 133V132H121ZM159 134L158 137L156 138L157 140H151V135H154V134ZM7 134V133H6ZM117 133H115L116 135ZM120 134V133H119ZM10 135V134H9ZM172 135V136H173ZM7 136V135H6ZM121 136L123 137V135L121 134ZM156 137V135H154ZM153 136V137H154ZM204 136V135H203ZM4 138H7L5 136H3ZM3 137H1L2 139H4ZM35 137V136H34ZM72 138V144L70 145V143H68L67 141L70 140L69 138ZM121 137V138H122ZM205 137V136H204ZM16 138V137H15ZM44 139V138H43ZM42 139V140H43ZM46 139V138H45ZM44 139V140H45ZM64 139V138H63ZM183 139V138H182ZM188 139V138H187ZM227 139H230V142L229 140L227 141ZM6 140V139H5ZM36 140V139H35ZM60 140V139H59ZM123 140V139H122ZM186 140V138H185ZM184 140V141H185ZM8 141V140H7ZM199 141V140H198ZM201 141H203L201 139ZM5 142V141H4ZM11 143V141H9ZM183 142V141H181ZM22 143V142H21ZM79 143V142H78ZM118 143V144H117ZM187 143V141H186ZM2 144L3 141H2ZM44 144V143H43ZM76 144V143H75ZM80 144V143H79ZM82 144V143H81ZM184 144V143H183ZM199 144V143H198ZM201 144V143H200ZM7 145V144H6ZM45 145H42V146H45ZM131 145V146H130ZM135 146L134 148L135 149H132V152L134 150V153L136 154L135 156L136 157H127V154L130 150L131 147ZM241 146L243 151H247V157L244 155V153H242V155H244V163L241 162V160H243L242 158L240 159V157L242 156H237L238 157V160L243 163L239 166V168L236 167V165L238 164H235L238 160L237 158L234 159V154L236 147L235 149H232L231 146ZM91 146V147H89ZM181 146V145H180ZM185 146V145H184ZM144 147V148H143ZM147 149V151L143 150V149ZM166 147V148H167ZM183 146H181L182 148ZM186 147V146H185ZM49 148V147H48ZM58 148V149H59ZM77 148V147H76ZM80 148V146H79ZM240 148V147H239ZM43 149V150H41ZM168 149H170L168 147ZM184 149V147H183ZM203 149V148H202ZM201 149V150H202ZM238 149V148H237ZM241 149V150H242ZM5 150V149H4ZM60 150V149H59ZM65 150V149H64ZM75 150V149H74ZM186 150V149H185ZM200 150V151H201ZM239 150V149H238ZM237 150V151H238ZM54 152H57V151H54ZM53 152V153H54ZM91 152V151H90ZM93 152V151H92ZM147 153V159L143 158V154L146 155ZM184 152V151H183ZM30 153V155L28 154ZM70 153V151H69ZM78 153V152H77ZM78 153V155L76 154L75 156L77 157L76 158V162L77 163H82V159L80 157V154ZM237 153V152H236ZM6 154V153H5ZM58 154V153H57ZM64 153H62L63 155ZM66 154V153H65ZM131 154V153H130ZM129 154V155H130ZM183 154V153H182ZM241 154V153H240ZM68 156V153L66 154ZM134 155V154H133ZM7 156V155H6ZM5 156V157H6ZM12 156V155H11ZM13 156V157H14ZM64 156V155H63ZM105 156V155H104ZM185 156V155H184ZM196 156L199 157V155L197 154ZM46 157V156H45ZM60 157V156H59ZM91 157V155H90ZM89 157V158H90ZM110 159L111 158V155L109 156ZM170 157V155H169ZM53 160L50 161V166L53 167V169L55 168V170L57 169L55 166H59L60 164L59 163V160L62 159V158H55V156H53ZM197 158V157H196ZM5 159V158H4ZM3 159V160H4ZM58 159V161H57ZM65 159V158H64ZM103 158H101L100 160H102ZM106 159V158H104ZM109 159V158H108ZM152 159L153 161H155L154 163L152 162ZM200 159V158H198ZM197 159V161H198ZM6 160V159H5ZM9 160V158H8ZM13 160V159H12ZM14 163L12 161H10L9 163H6V164H2V166L4 167V169L7 171V173H1V182H0V197L1 195H5V193L9 194V196H13L14 193H16V187L17 184L15 183V181L12 179H10V173H12V171L15 172V165L17 162ZM51 160V159H49ZM55 160H56V163H55ZM66 160V159H65ZM138 160V162H137ZM159 162H158V161ZM171 160V159H170ZM61 161V160H60ZM103 161V160H102ZM113 161V160H112ZM236 161V162H235ZM238 161V163H239ZM21 162L20 165L22 164H25ZM65 161H61V163H63ZM106 163L109 162L108 161H105ZM105 162H102L105 164ZM196 162V161H194ZM4 163V162H3ZM187 163V162H186ZM197 163V162H196ZM19 164V163H18ZM114 164V163H113ZM112 164V165H113ZM117 164V165H118ZM48 165V166H49ZM64 165V163H63ZM61 165V170H62V166ZM66 165V164H65ZM64 165V167H65ZM70 165V164H69ZM110 165V164H109ZM115 165V164H114ZM192 165V164H191ZM194 165V164H193ZM198 165V164H197ZM200 165V164H199ZM24 166V165H22ZM188 166V165H187ZM113 167V166H112ZM115 167V166H114ZM116 166V168H119ZM233 167H236L234 168L235 170L238 169L240 171H236L237 173H239L238 175L242 176L244 175L243 177H245L246 175V179L244 181V184L243 185V188H244V191L242 192V190L240 191L239 187L237 186H231L229 185V191L233 192L234 194H238V198L239 200L238 201H241L242 203H234L235 205H231L230 203H226L225 201V197L223 199L222 196H220L219 194V197L223 199V201H225L224 203L220 202V204L222 203L223 206L221 205L219 208V206L217 207L216 206V202L219 201L216 199L214 205H210L209 201H214L212 200V198H214L213 196H211L210 200L204 202L205 200H203L204 196H203V193H205V191L208 189V187H211L209 181H211L212 179L209 180V178H205V177H198L197 176V172L198 170H208V171H212V172H217L219 174V177H227L229 175L228 173V169H232ZM22 168V167H21ZM59 168V167H58ZM66 168V167H65ZM68 168V167H67ZM66 168V169H67ZM3 169V170H4ZM20 169V168H19ZM158 169V168H156ZM191 169V168H190ZM233 169V170H234ZM4 170V171H5ZM60 170V171H61ZM72 170V169H71ZM119 170V169H118ZM65 171V170H64ZM69 171V170H68ZM113 171V170H112ZM230 171V170H229ZM67 172V171H66ZM70 172V171H69ZM207 172V171H206ZM232 172V170H231ZM21 173V172H20ZM74 173V172H73ZM112 174L114 172H111ZM118 173V171H117ZM155 173H158V172H155ZM190 173V172H189ZM200 173V172H199ZM13 174V173H12ZM24 174V173H23ZM31 174V175H30ZM110 174V172H109ZM119 174V173H118ZM127 174V175H129ZM2 175H4L5 177H2ZM56 175V174H55ZM62 175V174H61ZM60 175V177H61ZM156 175V174H155ZM234 175V174H233ZM67 176V174H66ZM73 176V175H72ZM76 176V175H74ZM214 176V175H213ZM217 179L218 178V175H216ZM237 176V175H236ZM239 176V178H240ZM77 177V176H76ZM111 177V176H110ZM127 177V176H126ZM156 177V178H154ZM233 178L234 179V176H231V173L230 175L228 176V178ZM73 179V177H71ZM94 178V177H93ZM160 178H158L159 180H161ZM199 178H201L200 180H204V185L199 187V192H195V194H190L193 195L191 197H189V195H182V193H185V189L186 188V184L187 183H190V189L191 188H196L197 187V182L196 180ZM215 178V177H214ZM242 178V177H241ZM59 179V178H58ZM70 179V178H69ZM71 179V180H72ZM79 179V178H77ZM84 179V178H83ZM121 179V178H120ZM174 179L172 181H174ZM222 179V178H221ZM219 179V181L221 182L222 180ZM233 179H229L230 180H233ZM16 180V178H15ZM18 180V179H17ZM95 180V179H94ZM122 180V179H121ZM165 180V179H163ZM61 181V180H60ZM79 181V180H77ZM83 181V180H82ZM156 182V180H153ZM166 181V180H165ZM170 181V180H169ZM218 181V180H217ZM239 181V180H238ZM20 182V181H19ZM75 182V181H74ZM111 182H114V181H111ZM154 182V183H155ZM181 182V183H182ZM215 182V181H214ZM223 184L225 185L226 181L223 180ZM231 182V181H230ZM81 183V182H80ZM93 183V182H92ZM115 183V182H114ZM152 183V182H151ZM160 183V182H159ZM219 183V182H218ZM222 183V182H221ZM238 183V182H237ZM77 184V182H76ZM86 184V182H85ZM120 185V183H118ZM124 185V183H121ZM156 184V183H155ZM222 184V185H223ZM236 184V183H235ZM242 184V183H241ZM119 185H110L109 187L112 188L114 186V188H116L115 186H118L120 187ZM121 185V186H123ZM125 185V186H126ZM153 185V184H151ZM166 185V186H165ZM186 185V186H185ZM22 186V185H21ZM99 186V185H97ZM137 186V185H136ZM138 186V188L140 187ZM227 186V185H226ZM245 186V187H244ZM72 187V186H71ZM124 187V186H123ZM128 187V186H127ZM21 188V187H20ZM65 188V187H64ZM70 188V187H69ZM122 188V187H121ZM126 188V187H125ZM131 189V187H129ZM137 188V187H136ZM221 187H219L220 189ZM13 189V191L11 190ZM22 189V188H21ZM51 189V188H50ZM123 189V188H122ZM127 189V188H126ZM133 188V192L135 190L138 191V189H135ZM223 189V188H221ZM23 190V189H22ZM21 190V191H22ZM46 190V189H44ZM74 190V189H73ZM112 190V189H111ZM116 190V189H115ZM114 190V191H115ZM140 190V189H139ZM214 190V188H213ZM226 190H227V187H226ZM224 189V191H226ZM11 191V192H10ZM20 191V192H21ZM96 191V190H95ZM94 191V192H95ZM129 190H127L128 192ZM131 191V190H130ZM216 191V190H215ZM214 191V192H215ZM223 191V190H222ZM228 191V192H229ZM253 191L256 195L258 196H249V192ZM31 192V191H30ZM86 193L90 192V191H87V189L85 190ZM112 192V191H111ZM136 192V191H135ZM139 192V191H138ZM167 192V191H166ZM191 192V191H190ZM206 192H209V191H206ZM213 192V193H214ZM248 192V193H246ZM252 192V193H253ZM11 193V194H10ZM19 193V191H18ZM17 193V194H18ZM49 193V191H48ZM211 193V192H210ZM226 193V192H225ZM232 193V194H233ZM242 193V194H241ZM243 193H246L243 195ZM253 193V194H254ZM233 194V195H234ZM240 194V195H239ZM251 194V193H250ZM15 195V194H14ZM20 195V193H19ZM21 195H22V192H21ZM24 195V196H25ZM49 195V194H48ZM51 195V194H50ZM49 195V196H50ZM117 195V194H116ZM210 195V194H209ZM213 195V194H212ZM215 195V194H214ZM229 195V194H227ZM233 195H232V198H233ZM5 196V197H7ZM16 196V195H15ZM18 196V195H17ZM87 196V195H86ZM203 196V197H202ZM217 196V195H216ZM21 197V196H20ZM56 197V196H55ZM162 197V196H161ZM227 197V196H226ZM8 198V197H7ZM11 198V197H9ZM19 197H14L13 199H17ZM24 198V197H23ZM60 198V197H59ZM113 198V197H112ZM133 198L136 199V201L138 202V205L139 206H142L143 203H142V197L140 194H138L136 192L135 194V197L133 195ZM148 198V199H149ZM205 198H207V196H205ZM204 198V199H205ZM216 198V197H215ZM237 198V199H238ZM11 199V201L13 200ZM166 199V198H165ZM202 199V200H201ZM219 199V198H218ZM220 199V200H222ZM236 199V198H235ZM6 200V199H4ZM3 200V201H4ZM9 200V199H7ZM43 201V204L41 201ZM234 200V199H233ZM251 200H255L256 203H248L250 202ZM17 201V200H16ZM6 202V203H7ZM25 202V201H24ZM150 202V201H149ZM155 202V201H154ZM208 202V203H207ZM235 202V201H234ZM5 203V204H6ZM13 203V202H12ZM23 203V202H22ZM27 203V202H26ZM25 203V204H26ZM152 203H153V200H152ZM213 202H211L212 204ZM1 204V203H0ZM65 204V203H64ZM154 205V204H153ZM1 206V205H0ZM5 206V205H4ZM29 206V205H28ZM144 206V205H143ZM142 206V207H143ZM13 208V209H12ZM112 208V209H113ZM159 208V207H158ZM169 208V207H168ZM5 209V208H4ZM53 209V210H52ZM163 209V207H162ZM2 210H3V207H2ZM1 210V211H2ZM20 210V209H19ZM52 210V211H51ZM143 210V209H142ZM150 210H154V209H150ZM161 210V208H160ZM37 212L38 214H42V215H46L47 218H49V220L45 221L42 223V225L38 224H34L37 226V228L34 227L33 225V212ZM108 211V210H107ZM131 211V210H130ZM147 211V210H146ZM259 211V212H260ZM145 212V211H144ZM153 212V211H151ZM165 212V211H163ZM162 212V213H163ZM165 212V213H166ZM241 212V211H240ZM245 212V211H243ZM125 213V212H124ZM140 214L142 212H139ZM157 213H160L159 211H157ZM155 213V215L157 214ZM249 213V212H248ZM1 214V213H0ZM139 214V215H140ZM149 214H152V213H149ZM147 214V215H149ZM2 215V214H1ZM109 215V214H108ZM138 215V214H137ZM145 215V214H144ZM160 215V214H159ZM242 215V214H241ZM258 216L256 218L260 219V220H264V213L262 214H257ZM111 216V217H112ZM141 216V215H140ZM150 216V215H149ZM157 216V215H156ZM256 216V215H255ZM153 217V216H152ZM162 217V216H160ZM242 217V216H241ZM254 217V216H252ZM132 218V217H131ZM145 220L146 219V216L144 217ZM159 219V217H157ZM164 218V219H166ZM247 218V217H246ZM244 218V219H246ZM250 218V216L248 217V219ZM121 219V218H120ZM143 218L141 217L140 220H142ZM149 219V218H148ZM152 219V218H151ZM161 219V218H160ZM159 219V220H160ZM135 220V219H134ZM139 220V224L142 225L141 222H144L143 225L145 224V221L143 219V221H140ZM150 220V219H149ZM154 220V219H153ZM157 220V219H156ZM219 220V221H218ZM221 220V221H220ZM251 220V219H249ZM254 220V219H253ZM31 221L32 222V225L31 226ZM105 221V220H104ZM152 221V220H150ZM164 221V220H163ZM214 222V223H210V222ZM123 222V221H122ZM127 222V221H125ZM123 222V224L125 223ZM130 222H132L130 220ZM128 222V223H130ZM135 222V221H133ZM132 222V223H133ZM153 222V221H152ZM159 222V221H158ZM210 224H209V223ZM249 222V221H248ZM261 222V221H260ZM264 222V221H263ZM83 223V224H82ZM130 223V227H131V224ZM138 223V222H137ZM148 223V222H147ZM146 223V225H147ZM168 223V222H167ZM166 223V224H167ZM247 223V222H245ZM258 223V222H257ZM30 224V225H29ZM103 224V223H102ZM100 224V225H102ZM127 224V223H126ZM135 224V223H134ZM138 224V227L139 228H143L142 226L140 227V225ZM150 224V223H148ZM153 224V223H152ZM209 224V225H208ZM250 224V223H249ZM260 224V223H259ZM258 224V226H259ZM113 225V224H111ZM125 225V224H124ZM128 225V224H127ZM125 225V226H127ZM144 225V226H146ZM245 225V224H244ZM105 226V225H104ZM119 226V225H117ZM134 226V225H133ZM148 226V225H147ZM146 226V227H147ZM152 226V225H151ZM240 226V225H239ZM238 226V227H239ZM102 227V226H100ZM129 226H127L128 228ZM135 227V226H134ZM137 227V229L135 231H138L140 230L139 228ZM237 227V226H236ZM257 228V227H256ZM255 228V229H256ZM41 229L44 230V233H45V238L47 240H49L48 242H50L49 245H46L43 241L44 237H43V234H42V231ZM250 229V228H249ZM254 229V228H253ZM254 229V230H255ZM128 230V229H127ZM126 230V231H127ZM131 230H134L132 227H131ZM142 230V229H141ZM201 231V234L198 233V231ZM246 230V229H245ZM63 232V234L61 235V232ZM121 231V230H120ZM125 231V230H124ZM124 231H121L122 233ZM241 231V229H240ZM112 232V231H111ZM235 232V231H234ZM247 232V231H246ZM249 232V231H248ZM256 233H254V236L252 237V239L250 240L249 242V246H247V251L249 253V256L247 257V264H264V223H261L260 226L256 229L255 231ZM126 233V232H124ZM123 233V234H124ZM242 233V232H241ZM240 233V234H241ZM93 234V233H92ZM116 234V233H115ZM126 234V235H127ZM199 234V235H198ZM234 234V233H233ZM232 234V235H233ZM239 234V235H240ZM244 234V232H243ZM246 234V233H245ZM253 234V232H252ZM97 235V234H96ZM95 235V236H96ZM133 235V236H132ZM136 235V234H135ZM136 235V236H137ZM225 235V236H226ZM90 236V235H89ZM110 236V235H109ZM122 236V235H120ZM237 236V232H236V235L235 237ZM248 236V235H247ZM105 237V236H104ZM125 237V236H124ZM208 237V238H209ZM241 237V236H239ZM238 237V238H239ZM43 238V239H42ZM88 238V237H87ZM99 238V237H98ZM112 238V237H111ZM116 238V237H115ZM118 238V236H117ZM120 238V237H119ZM118 238V239H119ZM123 238V236L121 237ZM120 238V239H121ZM228 238V237H227ZM246 238V237H245ZM244 238V239H245ZM110 239V238H109ZM233 239V238H232ZM231 239V240H232ZM84 240V239H83ZM91 240V239H90ZM97 240V239H96ZM103 240V239H102ZM230 240V241H231ZM239 240V239H238ZM247 240V239H246ZM94 241V240H93ZM229 241V240H228ZM249 241V240H248ZM216 242V241H215ZM94 243V242H93ZM98 243V242H97ZM199 244V246L202 247V252L201 250L200 251H194L192 249V246L194 244ZM211 243V242H210ZM224 243V242H223ZM240 243V242H239ZM245 241L243 242V245H244ZM79 244V243H78ZM86 244V243H85ZM90 244V243H88ZM92 244V243H91ZM99 244V243H98ZM110 244V248H111V245ZM207 244V243H206ZM220 244V243H219ZM225 244V243H224ZM230 244V243H229ZM109 245V244H107ZM216 245V244H215ZM238 245V244H237ZM247 245V244H246ZM82 246V245H80ZM98 246V245H97ZM209 246V245H208ZM211 246V245H210ZM235 246V245H234ZM84 247V246H82ZM86 247V246H85ZM107 247V248H109ZM121 247V245L119 246ZM118 247V248H119ZM194 247V246H193ZM212 247V246H211ZM225 247V246H224ZM101 248V247H100ZM219 248V247H218ZM242 248V247H241ZM30 249L33 251V252H30ZM84 249V248H83ZM103 249V248H102ZM105 249V248H104ZM113 249V247L111 248ZM115 249V248H114ZM113 249V250H114ZM222 249V248H221ZM229 249V248H228ZM235 249V248H234ZM246 249V247H245ZM81 250V249H80ZM100 250V249H99ZM108 250V249H106ZM105 250V251H106ZM117 250V248H116ZM213 250V249H212ZM238 250V249H237ZM111 251V250H110ZM109 251V252H110ZM119 251V250H118ZM117 251V252H118ZM219 251V250H218ZM242 251L244 252V249H242ZM241 250L239 251L240 253L242 252ZM246 251V252H247ZM82 252V251H81ZM103 252V251H102ZM115 251V253H117ZM120 252V251H119ZM200 252V253H199ZM224 252V251H222ZM233 252V251H232ZM245 252V253H246ZM75 253V252H72V254ZM98 253V252H97ZM112 253V252H111ZM219 253V252H218ZM225 253V252H224ZM236 253V252H235ZM247 253V254H248ZM87 254V253H86ZM101 254V252H100ZM107 254H108V251H107ZM114 254V253H113ZM112 254V255H113ZM118 254V253H117ZM115 254V255H117ZM120 254V253H119ZM118 254V255H119ZM231 254V253H230ZM56 254V256H58ZM62 255V254H61ZM75 255V254H74ZM79 255V254H78ZM83 255V254H82ZM98 255V254H96ZM102 255V254H101ZM210 255V254H209ZM227 255V254H226ZM241 255V254H239ZM81 256V255H80ZM86 256V255H85ZM95 256V255H94ZM244 256V255H243ZM59 257V256H58ZM89 257V256H88ZM111 257V255H110ZM109 257V259H110ZM115 256L113 255V258ZM118 257V256H116ZM222 257V256H221ZM232 257V256H231ZM241 256H239L240 258ZM33 258V260H32ZM55 258V257H54ZM86 258V257H85ZM97 258V257H96ZM103 258V257H102ZM107 258V257H106ZM112 258V260H113ZM212 258V257H211ZM216 258V257H215ZM70 259V258H69ZM115 259V258H114ZM214 259V258H213ZM223 259V258H222ZM225 259V258H224ZM236 259V258H235ZM40 260V259H39ZM38 260V261H39ZM67 260V259H66ZM82 260V259H81ZM91 260V259H90ZM96 260V259H95ZM206 260V259H205ZM241 260V259H240ZM244 260V259H242ZM246 260V259H245ZM244 260V261H245ZM100 261V260H99ZM103 261V259H102ZM108 261V259L106 260ZM116 261L115 264H118L119 262H117V260H114ZM113 261V262H114ZM209 261V260H208ZM229 261V260H228ZM82 262V261H81ZM98 262V260H97ZM110 262V261H109ZM108 262V263H109ZM112 262V263H113ZM191 262V263H190ZM218 262V261H217ZM220 262V261H219ZM223 262V261H222ZM226 262V261H225ZM234 262V261H233ZM242 262V261H240ZM246 262V261H245ZM38 263V262H37ZM106 263V262H105ZM106 263V264H108ZM121 263V264H123ZM235 263V262H234ZM239 263V262H238ZM243 263V262H242ZM36 264V263H35ZM83 264V263H82ZM86 264V263H84ZM92 264V263H91ZM101 264H104V262H101ZM197 264V263H196ZM200 264V263H199ZM207 264V263H206ZM212 264V263H211ZM223 264V263H222ZM241 264V263H239Z\"/></svg>","mask_w":264,"mask_h":264},{"label":"crops","instance_id":"3","mask_svg":"<svg viewBox=\"0 0 264 264\" xmlns=\"http://www.w3.org/2000/svg\"><path fill=\"white\" fill-rule=\"evenodd\" d=\"M170 27H171V25H170ZM77 46L79 47L80 45H77ZM56 47H57V45H56ZM215 53L217 55V50L215 51ZM30 70H32V67L30 68ZM54 77L57 78L56 75ZM84 78H86L88 80H91V79L94 80L96 78L97 79L103 78L104 80L107 81L106 82L107 84H105L103 82V86H102L103 89L102 88L101 89H98L99 91H96L95 90V92H94L95 94L90 93V92H87L88 95L86 94V96H85L87 98V100L84 97L82 100H80V101H82V102H79L80 104L78 102H77L78 104L77 103L75 104V102H74L72 105L70 103H68V104L62 103V106L65 109V111H67L66 109H69L72 112L71 119H73V120H71V123H72V127H74L73 128L74 133H77V134L80 133V135H82L84 132H89V131L92 132L93 130L96 129L97 131H100V130L103 131L104 130L103 132H106L107 131L110 134L112 133L111 135L114 136L115 138H116V136L120 137V139L118 138L117 141L118 140L121 141V139L124 138V137L126 138V133H125L126 130H124L121 125L123 123L122 121L127 116V114H126L127 111H126L125 104L122 103V101H121V98L122 97H120V96H122L121 89L122 90H125V89L127 90V88H126L127 87V83L126 82L124 83L120 77H119V80L118 79L111 80V78H107V77H105L103 75L102 76H99V75L95 76L94 75V72H90V74H87L86 77H79V76H77L76 77V81L81 80V79H84ZM75 86H76V84H75ZM75 86L73 87L74 89L75 88H78L77 86L76 87ZM50 88L51 87L42 86V87H39L38 89H31V88H28V87L27 88H23V89H13V90L12 89L6 90V88H5V90L4 89H0V111H1L0 112V116L1 117H4L7 114V108L10 109V110L11 109L12 110H15L19 106L23 105L22 104V101L24 99H26L25 101H29L30 100V101H34V102H37L38 99H39V102H44L46 100H49V99L51 100L52 99V96L51 95H53L52 94L53 92H54V94L55 93H58V94L64 93V90L62 89V87H54V88H51V89ZM50 93H51V95H50ZM79 94H81V93H79ZM28 95H29V97H28ZM82 95H84V94H82ZM165 95H169V93L165 92ZM129 96L133 99V101H137V97H135L136 96L135 91H134V94H132V91H129ZM95 97H96V99H95ZM97 98H99V99H97ZM115 99H117V100H115ZM84 100H86V101H84ZM83 102H85V103H83ZM91 104H93V105H91ZM77 106H78V108H77ZM83 106H86V107H83ZM56 108H57V106H56ZM104 108L106 109V111H105ZM108 110H110V111H108ZM161 110H165V109H161ZM4 112H6V113H4ZM133 112L132 113H129V114L130 115H134V116L136 115L137 116V114L136 113H133ZM39 113H40V116H42L41 115L42 112L40 111ZM101 113H103V114H101ZM134 116H132V117H134ZM112 118H114V119H112ZM55 120L56 119H53L52 122H50V124L47 126L48 127V132H47L48 135L47 136H49V135L51 136V140L49 141V143L54 144L55 145L54 146V150L57 151L55 158H62L61 160H65V159L66 160H70L71 161V168L74 169V171L78 172V167L80 165L77 164V162H76V158L77 157L75 155L76 154L78 155L79 151H81L80 150L81 147H83L85 145V143L84 142H80L79 140L76 141L75 142L76 144L74 143V145H72L71 150H69L70 153H69V151H66V148H59L57 145H59L60 142L62 143V140H65V137L68 138L69 135H66L65 136V133H63V131H62V126L60 124H58V122H57L58 120H56V121ZM109 123H110V125H109ZM54 124H55V128H54ZM82 125H85V126H82ZM111 126H112V128H110ZM80 128H83V130H80ZM108 130H111V131H108ZM132 132H134V131H132ZM115 133H117V134L115 135ZM121 134L123 135V137L121 136ZM167 135H169V134L167 133ZM69 139L70 140H68L67 142L70 143V145H71L74 141L72 142V138L71 137ZM17 141H18V143H20V146H21V154H23V156L26 157V154H27L26 152L27 151L24 148V143H23L24 140H23V138L21 139V141H19V138H18ZM35 146L37 147L36 144H35ZM79 146H80V148H79ZM89 147H91V146H89ZM93 149L94 148L92 147V149H90L91 152L89 151V154H91V157L90 158H88V154L85 151H82L79 154H80V157L82 159L81 167L84 168V169H87V170L90 169V171L92 172V175L89 174L90 177H91L90 178V181L93 182L91 184V189L90 190H92L95 199L97 200L98 197L104 195L108 191H110V192L112 191L113 196L110 195L111 198L112 197L113 198H116L117 197L118 200H119L120 198L127 197V194H126V191L127 190L125 188V184L124 185L121 184V183H124V182H123V176L121 175V173H123L122 172V169H121L122 168V164H118L120 162L119 161L120 159L116 158L117 156L114 159L113 158L114 157L113 154H109L110 152H108V151L107 152H103V150H97V149L96 150H93ZM41 150H43V149H41ZM7 153H8L7 156L6 157L5 156L2 157V159L5 158L6 161H9V160L11 161L12 159L14 160L16 158L9 151H7ZM46 153H49L48 150H46V152H45V156L46 157L44 156V158L46 160H48V161H52L54 159L53 158L54 155L53 156L51 155L50 158H47L48 156L46 155ZM62 153H64L63 154L64 156L62 155ZM65 153L66 154L68 153V156ZM28 154L30 155V153H28ZM110 155H111V158L112 159H110V157H109ZM8 158H9V160H8ZM101 158H103L102 159L103 161L100 160ZM104 158H106V159H104ZM49 159H51V160H49ZM116 159H117V161H119L118 163H116L117 162ZM108 160H109V162L106 163L105 161H108ZM102 162H105V164L102 163ZM97 165L103 167V171H105V173H106V175H108V177L112 174L111 172H114L111 178H114L113 181L116 180V185H119L118 183H120V185H119L120 187L115 186L116 188H114V186H113L112 188H110L109 187V184L111 185L112 179H110V182H108V184H106V183L100 184L102 181L100 179H98V177H96V174H93V173H95V171H97ZM119 165H121V168L119 167ZM116 166L119 167V168H116ZM117 171H118L119 174L117 173ZM109 172H110V174H109ZM1 173H3V172H0V174ZM5 173H7V171ZM0 182H1V180H0ZM76 185H78V182H77ZM97 185H99V186H97ZM121 185H123L124 187L121 186ZM30 186H31V183H30ZM29 189H31V187H29ZM75 190L77 191V194H78V187H76ZM110 197H108V198H110Z\"/></svg>","mask_w":264,"mask_h":264}]
</instances>
